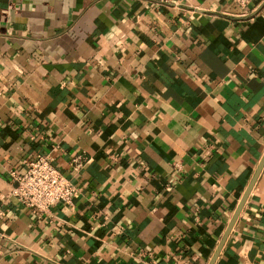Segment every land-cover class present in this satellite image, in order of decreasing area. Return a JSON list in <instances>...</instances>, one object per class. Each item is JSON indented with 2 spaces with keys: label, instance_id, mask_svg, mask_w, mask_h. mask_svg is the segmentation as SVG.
Here are the masks:
<instances>
[{
  "label": "crops",
  "instance_id": "obj_1",
  "mask_svg": "<svg viewBox=\"0 0 264 264\" xmlns=\"http://www.w3.org/2000/svg\"><path fill=\"white\" fill-rule=\"evenodd\" d=\"M263 154L264 0H0V264H208ZM213 264H264V165Z\"/></svg>",
  "mask_w": 264,
  "mask_h": 264
},
{
  "label": "built area",
  "instance_id": "obj_2",
  "mask_svg": "<svg viewBox=\"0 0 264 264\" xmlns=\"http://www.w3.org/2000/svg\"><path fill=\"white\" fill-rule=\"evenodd\" d=\"M231 1L246 8L252 0ZM12 176L11 195L33 212H46L57 202L72 205L79 193V187L54 166L48 154L31 156L23 171H12Z\"/></svg>",
  "mask_w": 264,
  "mask_h": 264
},
{
  "label": "water",
  "instance_id": "obj_3",
  "mask_svg": "<svg viewBox=\"0 0 264 264\" xmlns=\"http://www.w3.org/2000/svg\"><path fill=\"white\" fill-rule=\"evenodd\" d=\"M263 165H264V154L261 157V159H260V161L258 163V166H257V168H256V170H255V172H254L249 184L247 185V187H246V189H245V191H244V193H243V195H242V197H241V199H240V201H239V203H238V205H237V207H236V209H235V211L233 213V216H232L231 220L229 221V223H228V225H227V227H226V229L224 231V234H223V236H222V238H221V240H220V242H219V244H218V246H217V248H216V250H215V252H214V254H213V256L210 259L208 264H213L215 259L217 258V256H218V254H219V252H220V250H221V248H222V246H223V244H224V242H225V240H226L231 228L233 227V225H234V223H235V221H236V219H237V217L239 215V212L241 211V209L243 207V204L245 203V201H246V199H247V197L249 195V192L251 191V188H252L255 180L257 179V177H258V175H259V173H260V171H261V169L263 167Z\"/></svg>",
  "mask_w": 264,
  "mask_h": 264
}]
</instances>
